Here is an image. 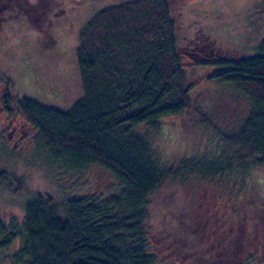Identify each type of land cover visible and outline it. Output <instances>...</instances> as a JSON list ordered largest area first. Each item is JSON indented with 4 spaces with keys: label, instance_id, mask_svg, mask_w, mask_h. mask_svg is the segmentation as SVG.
<instances>
[{
    "label": "trees",
    "instance_id": "1",
    "mask_svg": "<svg viewBox=\"0 0 264 264\" xmlns=\"http://www.w3.org/2000/svg\"><path fill=\"white\" fill-rule=\"evenodd\" d=\"M9 1L14 13L25 7L26 18L37 19L29 0L0 1V12ZM179 1L108 4L81 27L71 55L55 20L41 26L43 62L65 63L69 78L59 95L13 90L4 111L37 131L31 146L45 149L63 178L99 167L117 184L110 194L63 199L32 191L20 221L0 218V252L11 264H264V180L256 181L264 174V36L252 53L237 49L214 64L215 84L199 99L178 44L172 9ZM206 33L202 27L195 37L208 53L221 49ZM171 117L183 145L193 144L176 171L152 146ZM171 175L244 183L214 205L173 195L149 222L152 199ZM20 177L0 173V186L11 189Z\"/></svg>",
    "mask_w": 264,
    "mask_h": 264
},
{
    "label": "rangeland",
    "instance_id": "2",
    "mask_svg": "<svg viewBox=\"0 0 264 264\" xmlns=\"http://www.w3.org/2000/svg\"><path fill=\"white\" fill-rule=\"evenodd\" d=\"M0 1L1 6L7 3V0ZM58 1L29 0L25 6L34 12L37 21L26 18L23 14L25 7H19L14 13L12 1L0 12V173L12 177L21 175L16 181L13 178L10 180L13 186L11 189L0 186V218L8 221L12 218L20 221L24 217V208L35 189H43L57 199L75 196L79 192L110 194L116 189L115 179L99 167L89 168L75 176L68 173L63 178L61 169L53 165L45 149L31 146L37 131L23 118L14 119L13 115H8L1 109L4 106V97L15 98L13 90L20 96L33 98L59 95L61 85L69 78L67 71L62 68L65 63H58L57 66L50 61L43 62L46 57L41 54V44L38 43L41 26L45 27L46 22L50 24L51 20H55L64 34L61 41L66 52L64 54L71 55V46L77 42L78 33L85 22L106 5L124 0ZM9 12L14 14L5 18L4 15ZM172 14L177 26L178 44L188 75V85L192 89L201 90L197 97L199 99L208 94L206 87L210 89L215 84V81L209 80L216 73L214 64L227 61L228 53L237 49L252 53L264 36V0H180L173 7ZM202 27L210 29L211 34L206 33V36H212L211 39L216 37L214 43L217 42L216 47L218 43L221 44V49L217 47L208 53L210 46L206 44V40L195 37ZM194 37L199 41L198 46H194L192 42ZM55 51L56 55L60 53L58 49ZM57 86L60 87L58 91H48ZM72 90H76V87L73 86ZM175 120L176 117L169 118L168 125L152 138V146L159 154L162 164L173 171L177 170L183 159L189 157V149L193 147L191 143L190 146L189 143L183 145L186 139L182 136L180 139L174 126ZM21 124L25 126L19 128V132L26 139L12 140L10 136L14 127H21ZM143 129L147 130V127L144 126ZM173 177L171 175L154 195L149 222L171 199L195 203L193 206L219 204L225 198L237 195L239 188L235 190V187L244 183L238 178L234 183L228 184L221 180ZM262 179L264 180V174L256 177V181L260 182ZM248 180L253 179L249 177ZM17 247L18 241L11 251L17 250ZM0 264H11L7 252H0Z\"/></svg>",
    "mask_w": 264,
    "mask_h": 264
},
{
    "label": "flooded vegetation",
    "instance_id": "3",
    "mask_svg": "<svg viewBox=\"0 0 264 264\" xmlns=\"http://www.w3.org/2000/svg\"><path fill=\"white\" fill-rule=\"evenodd\" d=\"M1 109H2V110L4 109L3 106H2ZM17 118H18L17 116H14V119H17ZM18 123H19V122H17V124H18ZM20 126H21V127H18V126L14 127V130H13V132L11 133V136H10L12 140H13V139L17 140V138H21V140L26 139V136H25V135L21 136V131L19 132V128H20V129L23 128V127L25 126V124H21Z\"/></svg>",
    "mask_w": 264,
    "mask_h": 264
}]
</instances>
